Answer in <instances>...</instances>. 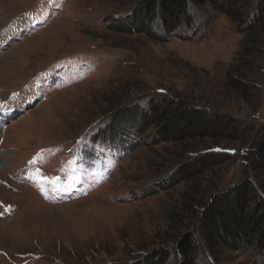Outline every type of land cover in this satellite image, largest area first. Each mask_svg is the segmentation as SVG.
Here are the masks:
<instances>
[{
    "label": "rangeland",
    "instance_id": "rangeland-1",
    "mask_svg": "<svg viewBox=\"0 0 264 264\" xmlns=\"http://www.w3.org/2000/svg\"><path fill=\"white\" fill-rule=\"evenodd\" d=\"M138 1L0 0V264H134L159 249L162 264H177L182 241H194L197 264H264V245L214 254L200 232L204 205L186 207L193 189L170 178L218 145L229 160L201 178L204 204L246 180L264 198L251 169L264 143V70L240 68L244 35L210 6L190 7L192 24L169 35L150 23L159 40L109 30ZM131 85L127 104L192 101L239 131L189 155L153 144V125L131 127L121 145L96 139L105 105Z\"/></svg>",
    "mask_w": 264,
    "mask_h": 264
},
{
    "label": "trees",
    "instance_id": "trees-1",
    "mask_svg": "<svg viewBox=\"0 0 264 264\" xmlns=\"http://www.w3.org/2000/svg\"><path fill=\"white\" fill-rule=\"evenodd\" d=\"M254 4L256 11L250 16ZM198 6H210L214 11L225 15L243 33L237 58L240 68L256 65L257 71L264 70V0H139L129 15L112 19L115 28H108L115 33L145 35L159 40V36L150 29V23L157 22L165 34H172L181 26L189 27L192 24L189 9ZM233 72L240 77L251 75V72L247 75L242 69H235ZM242 83L241 81L234 86L239 92L244 91ZM134 88L138 87L129 86L115 102L105 105L106 112L110 113L109 118L93 133L96 139L121 145L123 140L116 138L126 134L131 127L137 128L141 134L153 125V144L173 146L189 155L196 152L198 146L221 144L230 134L239 131L238 122L232 117L197 107L192 101L150 98L144 111L137 102L132 105L126 103ZM253 149L252 158L255 159L251 169L261 191H264V143L254 145ZM229 150L218 145L201 149L190 163H184L170 177L172 180L180 178L185 184L189 183L187 187L193 189L184 203L186 207L190 208L192 204L193 207L204 205L200 211V232L214 254H218L221 247L236 251L241 246L264 245V198L255 190L252 181L246 180L232 191L216 193L205 204L206 197L203 198L204 195L200 194L199 187L205 182L201 178L207 177L212 167L227 162ZM207 190L209 194L213 189L208 187ZM252 200L256 204L251 207ZM168 253L167 249H159L134 264H162ZM173 255L177 264H197L194 241L178 243Z\"/></svg>",
    "mask_w": 264,
    "mask_h": 264
},
{
    "label": "bare ground",
    "instance_id": "bare-ground-1",
    "mask_svg": "<svg viewBox=\"0 0 264 264\" xmlns=\"http://www.w3.org/2000/svg\"><path fill=\"white\" fill-rule=\"evenodd\" d=\"M3 114H4V116L6 117V116L10 115V112H4ZM4 162H5V161L2 162V160L0 159V166H1L2 164L4 165ZM1 168H3V167H1Z\"/></svg>",
    "mask_w": 264,
    "mask_h": 264
}]
</instances>
